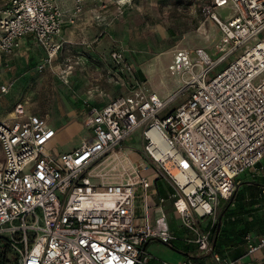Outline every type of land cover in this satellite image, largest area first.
<instances>
[{"label":"built area","instance_id":"1","mask_svg":"<svg viewBox=\"0 0 264 264\" xmlns=\"http://www.w3.org/2000/svg\"><path fill=\"white\" fill-rule=\"evenodd\" d=\"M82 1L75 0L70 21ZM228 2L235 10L221 17L215 8ZM202 10L230 45L215 58L201 46L176 51L175 63L185 68L179 88L167 96L136 79L102 107L89 105L90 133L70 150H49L55 128L38 113L23 116L21 101L13 105L12 121L0 120V264H242L241 256L214 250L212 228L218 199L233 193L236 177L252 168L264 175V0H208ZM63 16L56 0H10L0 17V53H11L31 34L44 50L39 68L51 65ZM101 57L119 71L131 70L119 47ZM139 126L146 158L174 187L173 209L188 237L170 226L164 196L150 220L147 177L100 184L87 174ZM155 239L190 243L209 261L199 260V250H185L178 262L158 261L147 250ZM244 243L254 255L264 247V231L246 233Z\"/></svg>","mask_w":264,"mask_h":264},{"label":"crops","instance_id":"2","mask_svg":"<svg viewBox=\"0 0 264 264\" xmlns=\"http://www.w3.org/2000/svg\"><path fill=\"white\" fill-rule=\"evenodd\" d=\"M9 1L0 0V17L2 8ZM150 1L153 4L155 0H83L82 12L73 21H70L68 15L74 9L75 0H56V3L64 12V16L61 23V32L57 36L60 47L54 54L53 62L48 68H44L43 70L37 69V64L43 59L44 50L41 43L31 34L22 35L19 38L18 47L11 53H0V86L3 84L7 86L6 90L2 91L0 89V120L12 121V106L17 102H23V106L25 107L23 116L29 113H38L45 117L46 122L50 126L55 128L54 136L46 144V147L51 150L50 148L54 149V147H49L48 144L56 135L70 129L73 123L82 126L81 124L83 123L80 121L84 120L86 108L89 105L102 107L103 104L118 96V94L129 92L130 86L134 84L136 79L143 82L150 91L155 90L161 96H167L177 90L179 88L177 82H174V85L165 87L164 83L159 81L155 89L149 88L145 82L147 78L139 79L140 75L144 73H141L140 67L133 69L132 63H129L132 71H134L133 75V73L130 74L132 71H119L110 59H103L101 57L103 51L117 47L122 50L125 57L127 53L134 52V48L127 43L128 38L125 36V10L130 7H136L137 11H139L141 5H145L146 2L149 4ZM153 6L156 7L154 4ZM214 25L217 24L215 23ZM114 41L117 44H112ZM183 49L188 48H186V45H177L170 52H173L175 56L176 51H183ZM189 49L191 50V48ZM59 61L63 62L60 63ZM62 82L66 84V89L62 87ZM26 85H37L38 88L46 90H41V93L35 96H30L33 95V91H31L32 94L28 93L19 98L15 97L13 90ZM32 97H35L34 101L30 100ZM59 97L68 98L67 100L72 101V104H60L58 102ZM184 97L185 94L181 101ZM55 100L57 101L55 102ZM53 105L57 106L61 111L64 119L61 126L52 125L48 121ZM138 128L142 130V126L136 129ZM84 139L79 143L77 141L73 142L60 151H68L80 144ZM122 144L117 148L122 147ZM56 151H59V149H56ZM143 157L146 158L145 156ZM136 159L135 170L137 171L130 176L128 181L137 182L142 176L148 178L146 184V202L148 205V217L150 218L154 216V208L158 203V197L164 196L159 193L156 182H160V184L164 185V188L173 187V185L158 173L148 158H146L147 165L139 161V158ZM261 163H264V156L261 159ZM259 165L260 163H258ZM244 173H250L252 177L246 178L245 176L244 181H242V178H239L237 180V189L254 179L257 181L256 183L259 182L258 184H260V188L264 192V175L260 171L255 170L254 172L253 169L252 172L248 170ZM261 198H264V193L262 196H255L256 201L252 205V207H256L252 211L254 218L251 213L246 215L247 219L253 218L256 221L250 230L253 233H260L264 230V200ZM163 204L168 218L167 210L171 209L174 211L173 203L171 201L168 203L164 202ZM179 244L180 246L176 245V247L182 250V243ZM241 247L243 252L238 256H241L242 264H264V247L255 252L254 255L246 254L244 241L241 243ZM182 253L183 255L176 262L184 257L185 253ZM228 255L234 257L229 253ZM199 260L205 262L209 261V258L204 256L199 250Z\"/></svg>","mask_w":264,"mask_h":264},{"label":"rangeland","instance_id":"3","mask_svg":"<svg viewBox=\"0 0 264 264\" xmlns=\"http://www.w3.org/2000/svg\"><path fill=\"white\" fill-rule=\"evenodd\" d=\"M207 1L208 0H155L153 4L156 5V7H154L150 1L149 4L146 2L145 5H141L139 11H137L136 7H130L125 10V36L128 38L127 43L134 48L135 52L127 53L125 61L128 64L132 63L133 69L140 67L141 73H144L140 75L139 79L147 78L145 82L149 88L155 89L159 81H162L165 87L174 85V82L180 85L181 73L183 68H185V64L181 62L177 65L175 63L174 53L170 52L175 46L186 45V48H191L192 51L195 47L201 46L212 58H215L230 45L228 42H223L218 25H214L212 20L205 18L202 7ZM215 10L221 17H225L226 15H231L235 8L233 3L228 2L227 6H217ZM112 44H117V42L114 41ZM240 49L241 48L237 49V51H240ZM191 53V56H195V53ZM229 60L230 56L227 55L217 67L226 64ZM59 62L62 63L63 61ZM49 66L48 64H44L39 68V64H37V69L43 70ZM130 68V71H132L131 66ZM133 72L134 71L130 74ZM188 74L189 73H186V75ZM261 76H264V74ZM61 84L62 87L66 89V84L63 82ZM41 90L46 89L38 88L37 85H26L13 91L15 97L19 98L28 93L32 94L31 91H33V95L30 96H35L41 93ZM182 97L183 95H179L171 102L169 107L181 101ZM61 98L62 100H60ZM61 98H58L60 104H72V101L67 100L68 98ZM30 100L34 101L35 97H32ZM56 101L57 100H55V102ZM13 108L12 106V110ZM48 118L49 123L52 125L56 124L57 126H61L64 120L61 111L54 105L50 110ZM80 122L83 123L81 124L82 126L73 123L70 129L56 135L48 144L49 147H54V149H50L53 151L59 149L60 151L73 142L77 141L79 143L82 139L87 138L90 133V127L83 119ZM143 143L144 138L141 133V128H138L132 135L127 136L122 147L112 149L94 160L88 166L87 174L100 184H104V182L128 181L130 176L137 171L135 170V164L137 163L136 158H139V161L142 163H146L145 165L148 163L147 159L143 157L145 156ZM252 171L253 168L251 172ZM144 172L146 173V171ZM245 176L246 178L252 177L250 173L247 174L242 172L239 174V177L243 179L242 181H244ZM256 182L257 181L254 180L252 183L247 182L243 184L244 186L239 190L237 195L238 199L233 200V197V201L231 202L232 206L230 205L229 208H236L239 203H243L245 207H250L256 195L262 196L264 192L261 190L260 184H258L259 182ZM156 183L159 193L165 196L166 200L164 202H171L170 193L174 191V188L172 186L164 188V185L160 184V182L157 181ZM227 199H230V196L226 199L223 197L218 199V214L228 201ZM254 209H256L255 206H253L250 211L246 210L243 216L245 217L250 213L253 215L254 213L252 211ZM167 211L168 220L173 230L180 236L188 237L190 235L189 229L181 225L180 218L177 214L171 209ZM150 218L151 221L154 220L153 217ZM210 220V216H205L204 219H202L203 226H209ZM179 243H182V250L176 247V245L180 246ZM147 250L155 256L158 261L162 259L172 262L177 261L183 255L182 252L186 253L187 250H190L196 253L198 249L192 247L190 243L182 242L179 239H175L171 244H165L155 239L147 244Z\"/></svg>","mask_w":264,"mask_h":264},{"label":"trees","instance_id":"4","mask_svg":"<svg viewBox=\"0 0 264 264\" xmlns=\"http://www.w3.org/2000/svg\"><path fill=\"white\" fill-rule=\"evenodd\" d=\"M239 175L236 177L237 180H239ZM236 180V182H237ZM250 183L254 182V180L249 181ZM242 188V187H241ZM240 187L237 189L234 199L236 200L237 195L239 193ZM264 200V198H261ZM228 201L224 204L222 207L220 213L218 214V217L221 216V222L216 238V243L214 245V250L225 253L228 255V253L234 257H237L239 254H241L243 251L241 247V243L244 241V235L248 232H251L250 230L253 228V224L256 223L255 220L247 219V217L243 216V214L247 211L252 210L253 202L256 200H253L250 207H245L243 203H239L236 208H229ZM218 225V221L214 224L212 228L213 237L216 235V227ZM264 231V230H262ZM258 232V231H257ZM260 232V231H259Z\"/></svg>","mask_w":264,"mask_h":264},{"label":"water","instance_id":"5","mask_svg":"<svg viewBox=\"0 0 264 264\" xmlns=\"http://www.w3.org/2000/svg\"><path fill=\"white\" fill-rule=\"evenodd\" d=\"M236 188H237V186H236ZM236 188H235V190L233 191V193L230 195V199H229L230 201H229V203H228V206H229V205L231 204V202L233 201L232 198H233L234 195H235ZM220 222H221V216L219 217L218 225H217V227H216V231H215L216 235L214 236L213 241H212V244H213V245H215V243H216V238H217V234H218L217 232H218V230H219Z\"/></svg>","mask_w":264,"mask_h":264}]
</instances>
